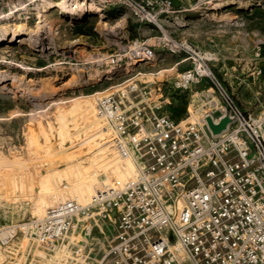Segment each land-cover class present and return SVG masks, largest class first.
Returning <instances> with one entry per match:
<instances>
[{"label":"built area","instance_id":"obj_1","mask_svg":"<svg viewBox=\"0 0 264 264\" xmlns=\"http://www.w3.org/2000/svg\"><path fill=\"white\" fill-rule=\"evenodd\" d=\"M97 1L123 6L160 29L135 42L143 59L160 46L184 53L191 66L170 85L132 77L97 95V115L132 167L108 176L85 200L60 198L41 217L1 226L0 258L8 256L7 264H264L263 104L242 108L212 66L215 52L171 35L162 16L174 12L173 0ZM263 46L258 37L255 63ZM185 93L192 99L188 113L172 118L166 107ZM208 117L229 122L215 134Z\"/></svg>","mask_w":264,"mask_h":264},{"label":"rangeland","instance_id":"obj_2","mask_svg":"<svg viewBox=\"0 0 264 264\" xmlns=\"http://www.w3.org/2000/svg\"><path fill=\"white\" fill-rule=\"evenodd\" d=\"M53 1L59 0H0V227L41 217L60 198L85 200L108 176L125 175L132 162L114 149L96 112L97 95L132 77L169 85L177 71L176 53L166 48L155 46L150 59L136 54L135 42L161 31L150 24L147 35L131 10L85 0L92 10L72 13ZM173 2L174 12L162 16L165 28L194 45L205 31L216 51L250 57L255 40L264 38V12L246 13L264 0ZM81 23L84 32L77 31ZM22 26L31 32L3 34Z\"/></svg>","mask_w":264,"mask_h":264},{"label":"crops","instance_id":"obj_3","mask_svg":"<svg viewBox=\"0 0 264 264\" xmlns=\"http://www.w3.org/2000/svg\"><path fill=\"white\" fill-rule=\"evenodd\" d=\"M141 28L148 33L147 35L152 34L154 30L150 24L146 23H143ZM245 33L249 34L247 31ZM210 36L207 35V40H205V31H202L201 38L196 40V45L215 52L217 59L212 61V66L216 67L222 80L234 90V97L241 107L247 110H258L260 103H264V46L261 57L255 63L253 59L254 46L250 57L226 55L221 50L216 51L214 49V46H218V43L212 44L214 40ZM242 59L245 60V63L242 62ZM173 60L172 68L177 69L176 73L191 66L190 60L186 59L184 53L174 54ZM258 68L261 69V72H258ZM206 83L207 81L205 80L195 85L194 88H202ZM190 102H192L191 94L175 95L171 104L166 107V111L172 118L182 119L191 107Z\"/></svg>","mask_w":264,"mask_h":264},{"label":"bare ground","instance_id":"obj_4","mask_svg":"<svg viewBox=\"0 0 264 264\" xmlns=\"http://www.w3.org/2000/svg\"><path fill=\"white\" fill-rule=\"evenodd\" d=\"M51 6L58 8L59 10L72 13H84L86 11L92 10V4L85 0H79L72 2L70 0H59L53 1ZM29 29L22 27H15L13 29H7L3 31V34L9 35L11 38H18L21 35L29 34ZM31 34V33H30ZM1 36V35H0Z\"/></svg>","mask_w":264,"mask_h":264},{"label":"water","instance_id":"obj_5","mask_svg":"<svg viewBox=\"0 0 264 264\" xmlns=\"http://www.w3.org/2000/svg\"><path fill=\"white\" fill-rule=\"evenodd\" d=\"M210 128L212 129L213 133L217 134L223 131L229 122V117H224L219 123H214L211 117L207 118Z\"/></svg>","mask_w":264,"mask_h":264},{"label":"trees","instance_id":"obj_6","mask_svg":"<svg viewBox=\"0 0 264 264\" xmlns=\"http://www.w3.org/2000/svg\"><path fill=\"white\" fill-rule=\"evenodd\" d=\"M263 12H264V7L263 8L262 7H254L253 9L246 11V13L251 18H255V17L260 18L261 15L263 14ZM84 27H85L84 26V23L78 24L77 25V31L78 32H84V31H86Z\"/></svg>","mask_w":264,"mask_h":264}]
</instances>
